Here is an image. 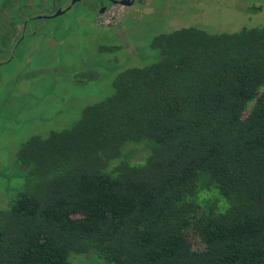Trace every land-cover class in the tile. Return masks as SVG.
I'll use <instances>...</instances> for the list:
<instances>
[{
	"label": "trees",
	"instance_id": "1",
	"mask_svg": "<svg viewBox=\"0 0 264 264\" xmlns=\"http://www.w3.org/2000/svg\"><path fill=\"white\" fill-rule=\"evenodd\" d=\"M9 27L0 51L23 40ZM148 47L74 122L15 144L0 264H264V26Z\"/></svg>",
	"mask_w": 264,
	"mask_h": 264
},
{
	"label": "rangeland",
	"instance_id": "2",
	"mask_svg": "<svg viewBox=\"0 0 264 264\" xmlns=\"http://www.w3.org/2000/svg\"><path fill=\"white\" fill-rule=\"evenodd\" d=\"M5 1L12 2L2 9ZM69 1L0 0V36L9 34L13 23V33L25 31L15 49L0 51V209L10 204L21 187L11 162L15 144L30 135L45 136L66 127L81 108L107 97L120 70L156 57L147 48L155 32L191 26L209 33H232L264 26V0H144L145 4H136L137 13L127 14L122 22L121 12L114 10L118 24L108 30L97 26L93 17L78 18L80 4L54 21L61 23L55 29L51 20H35L45 9L54 13ZM83 1L82 9L91 2ZM22 22L31 23L25 28ZM108 45L115 48L100 50ZM69 260L107 264L92 254H70Z\"/></svg>",
	"mask_w": 264,
	"mask_h": 264
},
{
	"label": "flooded vegetation",
	"instance_id": "3",
	"mask_svg": "<svg viewBox=\"0 0 264 264\" xmlns=\"http://www.w3.org/2000/svg\"><path fill=\"white\" fill-rule=\"evenodd\" d=\"M143 1L144 0H91V2L88 3L89 7L87 6L84 9H82V6L84 4L83 0H78V1L74 2L73 4H71L69 1V5L67 7H65L64 9H59V10L55 11L54 13L50 12V9H45L43 15L35 16L34 18H35V20H39V21H41V20L42 21H47V20L53 21L52 24H55V27H54V29H55L56 27H59V25H61V23L57 24L54 21H57V20H59V18L64 17L65 13L71 12L74 9L75 5L80 4L81 5L80 6L81 7L80 12L81 13L78 14V18H83V20L85 21V19H90V17H93L91 19L92 20L94 19L96 21L97 26H102L103 27L102 29L108 30L109 28L118 24V22H117L118 20L115 21L116 17L114 15V10L118 9L121 12L122 17H121V19H119V22H122L123 19L126 18L125 16L127 14H130L131 12L135 13L137 11V8L135 7L136 4H139V5L143 4L144 3ZM84 10H88L89 14L84 16L85 15ZM58 11H60L62 13L58 16H53ZM42 16H45L46 18H37V17H42ZM113 19L116 23H113L114 22ZM25 23L24 24L22 23V27H23V25H25V28H26L28 25V22H25ZM188 27H191V26H188ZM180 28H186V27H180ZM180 28H178V29H180ZM175 30H177V29H175ZM171 31H174V30H171ZM171 31H169V32H171ZM159 33H166V32H162V31H159L157 33L155 32V34H159ZM147 48H149L148 44H147ZM143 64H145V63H143ZM143 64H141V65H143Z\"/></svg>",
	"mask_w": 264,
	"mask_h": 264
},
{
	"label": "water",
	"instance_id": "4",
	"mask_svg": "<svg viewBox=\"0 0 264 264\" xmlns=\"http://www.w3.org/2000/svg\"><path fill=\"white\" fill-rule=\"evenodd\" d=\"M76 1H78V0H72L71 1V4H73L74 2H76ZM62 12H60V11H58V12H56L53 16H58V15H60ZM37 18H46L45 16H42V17H37Z\"/></svg>",
	"mask_w": 264,
	"mask_h": 264
},
{
	"label": "crops",
	"instance_id": "5",
	"mask_svg": "<svg viewBox=\"0 0 264 264\" xmlns=\"http://www.w3.org/2000/svg\"><path fill=\"white\" fill-rule=\"evenodd\" d=\"M34 23V22H33ZM34 25V24H33ZM39 25H41V24H39ZM36 26H38V25H36Z\"/></svg>",
	"mask_w": 264,
	"mask_h": 264
}]
</instances>
